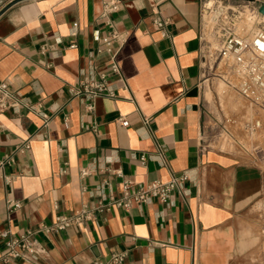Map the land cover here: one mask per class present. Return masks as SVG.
Listing matches in <instances>:
<instances>
[{
	"label": "crops",
	"instance_id": "1",
	"mask_svg": "<svg viewBox=\"0 0 264 264\" xmlns=\"http://www.w3.org/2000/svg\"><path fill=\"white\" fill-rule=\"evenodd\" d=\"M104 1L18 0L0 14V82L21 102L0 112V157L11 152L14 159L0 174V232L17 235L58 214L89 213L39 233L46 252L35 263L0 264H115L109 257L120 251L119 264H264L252 257L261 169L201 141V0H121L111 19L126 35L117 53L124 82L109 78L115 96H97L86 110L84 96L70 88L105 69ZM156 7L169 19L168 38L153 27ZM25 141L29 147L17 150ZM181 173L187 178L171 204L153 198L97 209L121 195L123 180ZM8 199L20 206L9 210ZM4 250L0 238V257Z\"/></svg>",
	"mask_w": 264,
	"mask_h": 264
},
{
	"label": "built area",
	"instance_id": "2",
	"mask_svg": "<svg viewBox=\"0 0 264 264\" xmlns=\"http://www.w3.org/2000/svg\"><path fill=\"white\" fill-rule=\"evenodd\" d=\"M241 1L237 3L230 0L200 1V48L202 57H204L203 48L205 44H210L208 37L217 40V44L208 53V56L221 63L223 81L250 104L264 109V21H261V15L264 14L258 11V6L264 3H256L258 0ZM121 3V0H106L102 3L101 16L109 27L106 35L100 38V48L108 55L105 69L99 73L97 78L80 80L70 88L72 95L84 96L86 110L93 108L94 99L97 96H115L109 78L124 82L117 53L119 47L125 42L126 35L114 29L111 19V15L119 9ZM236 7H243V11L248 12L249 25L236 24L235 17L239 12L235 9ZM256 18L260 20L255 21ZM254 22L257 26L253 28ZM152 23L162 38L170 36L167 30L169 19L163 16L157 7L153 10ZM70 46H74V44ZM20 104L18 94L9 89V83L7 81L0 82V112L6 109L17 111ZM117 120L121 125L128 124L127 119L122 115H119ZM28 147L29 143L25 141L16 148L23 151ZM13 160L11 152L0 157V174L3 167L11 164ZM4 177L6 181H9L7 176ZM186 178L187 175L181 173L178 176L172 175L165 181L153 179L143 183L123 180L121 195L110 196L107 201L100 203L97 209H107L112 205L128 208L132 203L144 204L153 198L162 204H171L173 192L182 190V184ZM6 203L9 210L20 206V201L17 199H8ZM88 214L86 210L58 214L52 221L39 222L36 227L25 229L17 235H12L7 229L2 230L0 238L3 240L5 250L0 259L3 262H8L19 258L27 263H35L46 252L39 233L48 234L63 230L87 219ZM125 255V251L114 252L110 255L109 262L119 264L124 260ZM91 264H108V262L95 258Z\"/></svg>",
	"mask_w": 264,
	"mask_h": 264
},
{
	"label": "rangeland",
	"instance_id": "3",
	"mask_svg": "<svg viewBox=\"0 0 264 264\" xmlns=\"http://www.w3.org/2000/svg\"><path fill=\"white\" fill-rule=\"evenodd\" d=\"M256 3L262 2L258 0ZM235 9L239 11L235 17L236 24L243 25V19L248 12L243 11V7ZM258 20L260 19L256 18L255 21ZM256 26L254 22L253 28ZM208 39L210 44H205L203 48L202 103L205 122L202 144L252 162L261 169L264 176V109L250 104L223 81L221 63L208 56L217 40L211 37ZM254 213L258 217L253 225L256 237L252 257L264 261V178Z\"/></svg>",
	"mask_w": 264,
	"mask_h": 264
},
{
	"label": "water",
	"instance_id": "4",
	"mask_svg": "<svg viewBox=\"0 0 264 264\" xmlns=\"http://www.w3.org/2000/svg\"><path fill=\"white\" fill-rule=\"evenodd\" d=\"M18 0H10V1H7V3H5L1 8H0V14L6 10L10 5H12L14 2H16ZM258 11L261 13V14H264V4H260L258 6Z\"/></svg>",
	"mask_w": 264,
	"mask_h": 264
},
{
	"label": "bare ground",
	"instance_id": "5",
	"mask_svg": "<svg viewBox=\"0 0 264 264\" xmlns=\"http://www.w3.org/2000/svg\"><path fill=\"white\" fill-rule=\"evenodd\" d=\"M244 16V15H243ZM261 17H262V20L261 21H264V15H261ZM248 18H249V16H248V14L246 13V16H245V18L243 19V26L244 25H249V23H248ZM241 21V20H240ZM250 21H252V20H250Z\"/></svg>",
	"mask_w": 264,
	"mask_h": 264
}]
</instances>
